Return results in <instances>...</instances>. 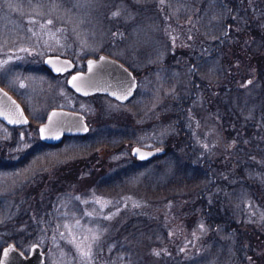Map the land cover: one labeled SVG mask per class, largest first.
<instances>
[{
    "label": "rangeland",
    "instance_id": "obj_1",
    "mask_svg": "<svg viewBox=\"0 0 264 264\" xmlns=\"http://www.w3.org/2000/svg\"><path fill=\"white\" fill-rule=\"evenodd\" d=\"M214 3L215 0H0V80L24 99L27 92L35 104L29 112L31 118L39 125L52 107H66L87 116L93 127L90 138L99 139L103 128H113L117 134L126 132L130 136L108 159L110 153L101 151V160L90 166L97 172L85 171L75 176L71 172L65 173L60 166L64 174L52 169L43 178L34 179L32 185L39 190L45 189L48 195L41 196L39 206L32 200L22 207L23 211L40 218L41 223L36 238L21 246L25 252L33 243H39L46 252L45 264H105L103 261L98 263L96 256L103 253L107 240V248L114 247L117 241L113 236L127 238L124 225L140 199L133 194L104 193L97 189L95 179L133 163L131 150L135 144L171 148L181 157L184 145L181 148L175 145L178 139L182 140L178 134L179 126L185 123L184 129L191 133L189 141L194 143L192 159L200 161L204 156L216 159L227 152L228 141L215 115L217 106L214 110L211 108V91L205 93L203 87L195 84L209 83L211 90V81H217L215 73L221 70L227 78L232 77L237 84L249 88L255 82V74H252L255 64H250L246 54H237L230 48L220 50L215 57L212 55L213 59L206 58L202 64H196L197 71H194L191 63L213 50L211 40L216 37L213 26L217 21ZM117 11L120 15L114 17L113 13ZM164 11L167 20H163ZM112 27L116 35L110 33ZM224 29L218 31L222 33ZM49 53L71 57L77 69L85 66L89 56L106 53L116 57L138 75L136 95L127 103L105 94L81 98L67 85L69 73L56 77L42 71L36 77L24 73L29 67L44 69L43 60ZM190 55L195 56L190 59ZM13 69H17L16 76L10 74ZM225 69L228 73L223 72ZM8 74L9 77L3 76ZM213 87L219 88V84ZM188 98L184 113L182 107ZM39 141L37 125L10 130L0 123V147L6 151L5 161L0 165V202L14 190L18 180L14 179L15 170L4 169L3 166L10 163L8 161L29 154L34 156L35 152L38 160L52 163L56 160L54 155L65 152L74 144L73 140H68L58 148H43ZM167 159L157 162L164 160L165 168L169 163ZM169 160L172 162L174 158ZM155 161H149L133 173L131 185L144 176L163 179V172L158 173L163 168H153ZM174 164L171 169L176 166ZM234 164L229 160L213 169L218 174L217 168L235 167ZM104 167L108 173H104ZM27 173L25 170L24 175ZM235 192L241 193L234 201L236 214L240 217L243 212L241 222L249 223L264 235V205L244 196L242 187ZM164 202H157L150 208V221L161 225L174 240H179V249L185 248L187 253H195L198 249L208 251L206 237L210 227L204 218L191 215L186 210L187 205L180 201ZM4 209L0 207V225L8 213ZM9 232L7 227L0 226L1 248L6 244L3 243L5 234ZM260 234L249 229L245 235L246 243L253 251L247 256L246 264H264V236ZM222 237L229 236L223 232ZM144 253L147 252L142 247L136 248V254L129 251L128 261L121 264H159L157 258L147 257ZM213 255L211 251V264Z\"/></svg>",
    "mask_w": 264,
    "mask_h": 264
},
{
    "label": "trees",
    "instance_id": "obj_2",
    "mask_svg": "<svg viewBox=\"0 0 264 264\" xmlns=\"http://www.w3.org/2000/svg\"><path fill=\"white\" fill-rule=\"evenodd\" d=\"M252 6L256 8L253 9ZM213 7L217 21L213 26L216 28L213 31L216 37L211 40V56L215 57L220 50L228 51L231 48L232 52L246 54L250 64H255L252 73L255 74V82L249 88L237 84L232 77L227 78V74L221 73V70L216 71L214 79L217 81H211V90L209 83H200L205 93L211 91V108L214 110L217 106L215 115L228 141V150L216 159L210 160L206 156L203 162L192 159L194 152L191 146L194 143L189 141L191 133L184 129V123L180 125L178 133L182 140L180 142L178 139L175 145L179 148L184 145L182 156L178 157L170 148L166 154L153 162L156 163L153 168L162 169L164 160L159 163L157 160L168 158L167 162L170 164L163 170H158V173L163 172V179L156 180L155 177L144 176L131 185V175L148 165V162H133L121 167L117 172L96 177L98 190L117 196L133 194L140 199L139 205L133 208V214L124 225L127 238L124 235L113 236L117 242L110 250L107 248V240L103 253L100 252L99 257L96 256L98 263L103 261L105 264H121L128 261L129 251L136 254V248L142 247L143 251L145 249L147 252L144 255L157 258L159 264H211V251L214 253L212 264H246L247 256L253 251L249 243H246L245 235L249 229L261 233L259 236L262 235V232L255 230L249 223L241 222L243 212L240 217L236 214L234 201L241 194L235 190L242 187L244 196L264 205V0H215ZM166 11L163 20H167ZM223 27L224 31L219 32L218 29ZM113 28L109 31L116 35L117 32H113ZM194 56L190 55V59ZM223 72L228 73V69ZM214 84H219V88L213 87ZM189 100L190 98L184 100V113ZM112 129L103 128L102 134L105 135L99 134V139L90 138L89 134L67 136L63 143L56 146L47 145L40 140V146L43 148H58L68 140H73L74 144L65 152L54 155L56 160L52 163L38 160L34 152V156L29 154L12 164L10 170H15L14 179L18 180L14 190L7 193L0 202V207L6 208L8 212L0 226H5L10 231L5 234L3 243L15 241L21 247L25 242L36 238L41 224L40 218L23 211L22 207L32 200L39 206L41 196L48 195V191L39 190L35 184L32 185L34 179L39 176L43 178L52 169L61 171L60 166L66 170L65 173L71 172L75 176L85 171L97 172L90 166L101 160V151L110 153L108 159L130 139L128 133L117 134ZM86 138L88 140H85ZM2 156H5L4 152ZM172 158L174 160L171 162L169 159ZM229 160L236 166L225 165L223 168H217L218 174H215L213 167H221V164H226ZM173 163L176 166L171 169ZM204 164L208 165V168ZM25 170H28L26 175ZM61 172L64 174V171ZM104 173H108L106 168ZM164 201H180L187 205L186 210L190 211L191 215L198 214L204 218L210 227V233L206 237L208 251L198 249L195 253H187V249H179V240H174L161 225L150 221V208L155 207L157 202L164 204ZM242 202L246 204L244 200ZM231 229H237V232H228ZM222 231L229 237L223 238ZM129 240L131 242H128ZM130 247H135L134 251Z\"/></svg>",
    "mask_w": 264,
    "mask_h": 264
},
{
    "label": "water",
    "instance_id": "obj_3",
    "mask_svg": "<svg viewBox=\"0 0 264 264\" xmlns=\"http://www.w3.org/2000/svg\"><path fill=\"white\" fill-rule=\"evenodd\" d=\"M44 64L54 74L70 73L67 83L81 96L107 94L121 103H126L135 96L139 85L137 76L127 65L106 53L87 57L85 70H75V62L72 58L57 53L47 54L44 57ZM73 77L79 79L74 81ZM0 118L12 125L29 123L23 106L1 85ZM89 130L90 126L84 113L64 107H53L38 128L40 139L48 145L60 144L66 136L83 135ZM166 151V148L161 146L149 148L135 144L131 153L136 158L146 161ZM45 262L46 252L39 243L30 245L28 252L20 248L15 241H9L1 248L0 264H45Z\"/></svg>",
    "mask_w": 264,
    "mask_h": 264
},
{
    "label": "flooded vegetation",
    "instance_id": "obj_4",
    "mask_svg": "<svg viewBox=\"0 0 264 264\" xmlns=\"http://www.w3.org/2000/svg\"><path fill=\"white\" fill-rule=\"evenodd\" d=\"M197 55H199V54H197ZM69 57V56H68ZM71 58V57H70ZM206 58H211V52H207V53H205L201 58H198V59H196V61H194V62H192L191 63V66L194 68V71H197V67H196V64H202L205 60H206ZM87 59V58H86ZM75 62V61H74ZM43 63H44V60H43ZM127 65V64H126ZM128 66V65H127ZM77 66H76V62H75V70H85L86 69V61H85V66L83 67V68H79V69H77L76 68ZM129 67V66H128ZM133 72H134V74L137 76V78H138V75L136 74V72H135V70L133 69V68H131V67H129ZM12 71V73H10V74H13V75H15L16 76V71H17V69H13V70H11ZM39 71H42V72H45V73H47V74H49V75H51V76H53V77H56V76H60V75H65V74H54L53 72H52V70L49 68V67H47L45 64H44V69H43V67L40 69V68H38V69H36V68H27L26 69V71H24V73L27 75V76H32V77H36V75L38 74V72ZM10 74H8V75H3V76H5V77H9L10 76ZM67 74V73H66ZM12 75V76H13ZM69 75H70V73H69ZM68 75V76H69ZM67 79H68V77H67ZM138 83H139V78H138ZM0 85L4 88V89H6L9 93H11L12 94V96H14V98H16V100H18V102L23 106V109H24V112H25V114L28 116V118H29V123L28 124H18V125H12V124H8V123H6L5 121H3L1 118H0V123H2L3 125H6L8 128H10V130H13V129H22V127H29L30 125H32V126H34V125H37V135H38V137H39V139H40V136H39V131H38V128H39V126L41 125V123H43L45 120H46V118H47V116H46V118H45V120L43 121V122H41L39 125L37 124V122L36 121H34L32 118H31V115H30V110L31 109H34V106H35V104L34 103H32L31 101H30V97H29V95L27 94V92L25 93L26 94V99H24V97H22L21 95H19V94H17L12 88H10L6 83H5V81H2V80H0ZM67 85H68V83H67ZM196 86H199L200 85V83L199 82H196V84H195ZM68 87H69V85H68ZM138 87H139V85H138ZM70 88V87H69ZM71 89V88H70ZM71 91H73L72 89H71ZM75 92V91H74ZM75 94L76 95H78V96H80L81 98L83 97V98H87V97H89V96H81V95H79V94H77L76 92H75ZM97 94H100V93H97ZM93 95H96V94H93ZM103 95V94H102ZM105 95H107V94H105ZM90 96H92V95H90ZM132 100V99H131ZM130 101V100H129ZM128 101V102H129ZM127 103V102H126ZM31 104V105H30ZM53 108V107H52ZM51 108V109H52ZM64 108H66V107H64ZM50 109V110H51ZM70 109V108H69ZM46 110V109H45ZM49 110V111H50ZM49 111H48V113H49ZM81 112V111H80ZM83 113V112H82ZM48 115V114H47ZM86 116V115H85ZM38 118H40V114H39V116H38ZM37 120V119H36ZM86 120H87V123L89 124V126H90V130L87 132V133H85V134H83V135H86V134H89V132L92 130V125H91V123H89V121H88V119H87V116H86ZM180 123V121L179 120H177V124H179ZM180 127V126H179ZM83 135H72V136H83ZM61 143H63V142H61ZM60 143V144H61ZM5 145H6V143H5ZM57 145H59V144H57ZM52 146H56V145H52ZM155 147H157V146H155ZM149 148H154V147H149ZM166 148V147H165ZM167 150V149H166ZM6 153V151H5V149H3L2 147H0V165L5 161L3 158L5 157V156H2V153ZM167 152V151H166ZM164 154H166V153H164ZM164 154H161V155H156V156H154V157H152V158H150L149 160H146V161H143V160H140V159H138V158H136L135 156H133L132 155V153H131V155H132V158H134V162H137V163H145V162H149V161H153V160H155V159H157V158H160V157H162ZM199 155H200V153H199ZM13 159V158H12ZM10 160V161H8V162H10V163H6L3 167H5L4 169H7V168H11L12 167V164L16 161V160ZM19 160V159H18ZM201 162H203V161H205V159H201L200 160ZM13 162V163H12ZM204 166H206L207 168H208V165H206V164H204ZM1 168V167H0ZM228 232H231V233H234V232H237V229H231L230 231H228Z\"/></svg>",
    "mask_w": 264,
    "mask_h": 264
},
{
    "label": "snow or ice",
    "instance_id": "obj_5",
    "mask_svg": "<svg viewBox=\"0 0 264 264\" xmlns=\"http://www.w3.org/2000/svg\"><path fill=\"white\" fill-rule=\"evenodd\" d=\"M120 15V12L119 11H117V12H114L113 13V16L115 17V16H119ZM49 23H51V21H49ZM91 63V62H90ZM77 79H79V77H73V80L75 81V80H77ZM249 83H251V81H249ZM74 87H75V85H73ZM77 90H79V89H77ZM5 255H7V252H5Z\"/></svg>",
    "mask_w": 264,
    "mask_h": 264
}]
</instances>
